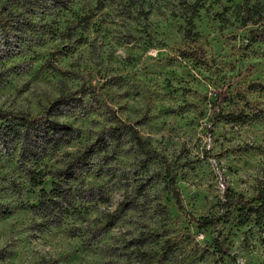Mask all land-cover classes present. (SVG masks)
<instances>
[{
	"label": "clouds",
	"instance_id": "1",
	"mask_svg": "<svg viewBox=\"0 0 264 264\" xmlns=\"http://www.w3.org/2000/svg\"><path fill=\"white\" fill-rule=\"evenodd\" d=\"M197 4L0 0V264H264V0Z\"/></svg>",
	"mask_w": 264,
	"mask_h": 264
},
{
	"label": "rangeland",
	"instance_id": "2",
	"mask_svg": "<svg viewBox=\"0 0 264 264\" xmlns=\"http://www.w3.org/2000/svg\"><path fill=\"white\" fill-rule=\"evenodd\" d=\"M225 2L227 5H232L235 3V0H225ZM245 2L247 3V2H249V0H245ZM221 4H222V0H198V4L196 6H194L193 16L189 19L190 30L192 31L194 38H199L201 36V33L198 29L201 27V25L205 19V17L201 16V14H200L201 8H203V10L206 14L214 15L216 19L223 20L225 13L229 9H228V7H224L223 11H220L218 9V6H220ZM205 5H206V7H205ZM249 11H250V13L255 12L252 8H250ZM262 11H264V9H259V14ZM262 18H264V17H262ZM204 27L206 28L207 25H204ZM81 39L83 40V39H85V37L82 35ZM208 43H212V41H208ZM219 54H220V50L218 48L217 49V55H219ZM256 79L257 80H264V73H259L256 76ZM169 87H171V84H169ZM40 183L42 185L41 190L46 191L47 188H46L45 182L42 180V181H40ZM172 212H173V215H175L174 209L172 210Z\"/></svg>",
	"mask_w": 264,
	"mask_h": 264
},
{
	"label": "trees",
	"instance_id": "3",
	"mask_svg": "<svg viewBox=\"0 0 264 264\" xmlns=\"http://www.w3.org/2000/svg\"><path fill=\"white\" fill-rule=\"evenodd\" d=\"M255 12H254V14H256V15H258L259 14V9H253ZM250 12V11H249ZM38 175H43L42 174V172H40V173H38ZM43 179H41V181H42ZM41 191H44V190H41Z\"/></svg>",
	"mask_w": 264,
	"mask_h": 264
}]
</instances>
